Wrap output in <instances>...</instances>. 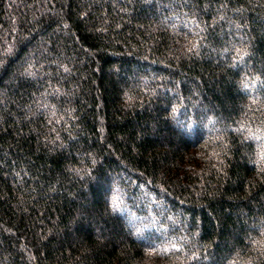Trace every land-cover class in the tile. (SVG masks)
Instances as JSON below:
<instances>
[{
    "label": "trees",
    "instance_id": "obj_1",
    "mask_svg": "<svg viewBox=\"0 0 264 264\" xmlns=\"http://www.w3.org/2000/svg\"><path fill=\"white\" fill-rule=\"evenodd\" d=\"M0 264H264V0H0Z\"/></svg>",
    "mask_w": 264,
    "mask_h": 264
}]
</instances>
